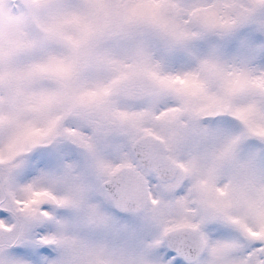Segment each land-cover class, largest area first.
Instances as JSON below:
<instances>
[{"label":"snow or ice","instance_id":"obj_1","mask_svg":"<svg viewBox=\"0 0 264 264\" xmlns=\"http://www.w3.org/2000/svg\"><path fill=\"white\" fill-rule=\"evenodd\" d=\"M0 264H264V0H0Z\"/></svg>","mask_w":264,"mask_h":264}]
</instances>
